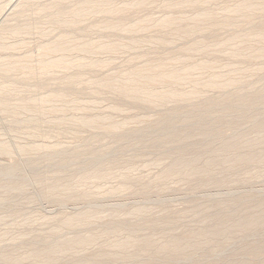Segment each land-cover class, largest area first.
<instances>
[{"label": "rangeland", "instance_id": "rangeland-1", "mask_svg": "<svg viewBox=\"0 0 264 264\" xmlns=\"http://www.w3.org/2000/svg\"><path fill=\"white\" fill-rule=\"evenodd\" d=\"M61 1L0 0V264H264V0ZM210 61L197 84L148 88L176 98L116 91ZM259 134L256 156L227 155Z\"/></svg>", "mask_w": 264, "mask_h": 264}, {"label": "bare ground", "instance_id": "bare-ground-1", "mask_svg": "<svg viewBox=\"0 0 264 264\" xmlns=\"http://www.w3.org/2000/svg\"><path fill=\"white\" fill-rule=\"evenodd\" d=\"M104 1V0H103ZM129 1V0H128ZM131 1V0H130ZM133 1H135V0H133ZM139 1V0H138ZM151 1V0H150ZM61 2H65V1H61ZM98 2H100V1H98ZM98 2L96 3V4H98ZM108 2V1H107ZM106 2V3H107ZM132 2V1H131ZM130 2V3H131ZM91 3V2H90ZM104 4V3H99L98 5H97V7L98 8H102L104 5L106 6L107 4H109V3H107V4ZM130 3H127V4H130ZM135 4L137 3V2H134ZM143 3V2H142ZM257 4V3H256ZM58 5V4H57ZM103 5V6H102ZM131 5H133V4H131ZM130 5V6H131ZM143 5V4H142ZM135 6V5H134ZM139 6V5H138ZM144 6V5H143ZM95 7H96V5H95ZM124 7V6H123ZM128 7V6H127ZM126 7V8H127ZM259 7V6H258ZM80 8V7H79ZM106 7H104L103 9H105ZM135 8V7H134ZM78 9V8H77ZM81 9H83V8H81ZM107 9V8H106ZM109 9H110V7H109ZM129 9V8H128ZM255 9H256V5H251L249 2H245V3H243V4H241V7H240V13L241 14H244V12H245V10L246 11H251V12H253V11H255ZM114 10V9H113ZM257 10V9H256ZM73 11V10H72ZM82 11V10H81ZM80 11V12H81ZM108 11V10H107ZM111 11V10H110ZM75 12H79V11H77V10H75ZM80 12H79V14L78 13H76V14H78L77 16H79L80 15ZM100 12H102V11H100ZM114 12V11H113ZM123 12V11H122ZM83 13V12H82ZM59 14H60V12H59ZM239 14V13H238ZM246 14H248V13H246ZM62 15V14H61ZM183 15V14H182ZM203 15V14H202ZM55 16V15H54ZM73 16H75V15H73ZM76 16V17H77ZM201 16V15H200ZM59 17V16H58ZM62 17V16H61ZM246 18V17H245ZM63 19V18H62ZM64 19H66V18H64ZM63 19V20H64ZM108 19V18H107ZM110 19V18H109ZM182 19V18H181ZM184 19V18H183ZM189 19V18H188ZM201 19V18H200ZM206 19H207V17H206ZM209 19H211V18H209ZM209 19H207V21L209 20ZM249 19V18H248ZM68 20V19H67ZM148 20V19H147ZM164 20V21H163ZM213 20V19H212ZM65 21V20H64ZM113 21V20H112ZM115 21V20H114ZM161 21H163L162 22V25H164V26H166V27H170L172 24H173V19H167L166 18V20L165 19H162ZM179 21V20H178ZM183 21V20H182ZM210 21V20H209ZM67 22V21H66ZM70 22V21H69ZM78 22V21H77ZM148 22V21H147ZM157 22V21H156ZM159 22V21H158ZM190 22H192V21H190ZM198 22H200L199 20H198ZM60 23V22H59ZM61 23H62V21H61ZM64 24H65V22H63ZM73 23H74V21H73ZM153 23V22H152ZM187 23H188V21H187ZM138 24V23H137ZM66 25V24H65ZM107 25V24H106ZM235 25V24H234ZM127 26V25H126ZM133 26V25H132ZM173 26V25H172ZM190 26H191V24H190ZM193 26V25H192ZM100 27V26H99ZM111 28H112V26H110ZM181 27V26H180ZM175 28V27H174ZM190 28V27H189ZM134 29V28H133ZM166 29V28H165ZM199 29V28H198ZM128 30V29H127ZM187 31V30H186ZM214 31V30H213ZM181 32H183V31H181ZM181 32H178V34L179 33H181ZM210 32V31H209ZM190 33V32H189ZM188 33V34H189ZM191 34V33H190ZM114 35V34H113ZM133 36V35H132ZM185 36V35H184ZM70 37H72V36H70ZM165 37V36H164ZM64 38V37H63ZM62 38V39H63ZM134 38H135V36H134ZM59 39V38H58ZM121 39V38H120ZM141 39V38H140ZM158 39V38H157ZM164 39V38H163ZM55 40V39H54ZM75 40V39H74ZM118 40V39H117ZM122 40V39H121ZM130 40V39H129ZM84 41V40H83ZM87 41V40H86ZM90 41V40H89ZM126 41V40H125ZM160 41V40H159ZM177 41V40H176ZM52 42V41H51ZM58 42V44H59V41H57ZM94 42H96V41H94ZM129 42H134V40L133 41H128V43H127V45L129 44ZM202 42V41H201ZM54 44H57L56 42H53ZM53 43H51V45L50 46H52L53 45ZM81 43V42H80ZM124 43V42H123ZM136 43V42H135ZM155 43V42H154ZM169 43V42H168ZM57 44V45H58ZM126 44V43H125ZM170 44V43H169ZM69 45H70V43L69 44H67V42L65 43V42H61V44L57 47H54V48H56V49H58V48H63V49H65V48H71V47H69ZM97 45V44H96ZM103 45H105V46H107L108 47V49H111V50H114V49H116L117 47H118V43H116V42H108L107 44H101V45H99L98 44V47L97 48H99L100 46H103ZM133 45H134V43H133ZM75 46H77V45H75ZM95 45L93 44V42H86V43H84V42H82L80 45H78V48L79 49H81V51L83 50H85V51H88L89 52V50L91 51L92 49H91V47H94ZM129 46H130V44H129ZM96 47V46H95ZM192 48H191V50H195V49H202V50H205L207 47H206V45L204 44V43H198L197 45H195V46H191ZM45 48V47H44ZM53 48V47H52ZM69 49H67V50H69ZM105 49H107V48H105ZM48 50H50V49H48ZM47 50V51H48ZM52 50H54V49H51L50 51H52ZM66 50V51H67ZM99 50V49H98ZM144 50V49H143ZM46 51V52H47ZM50 51H48V52H50ZM95 51V50H94ZM96 51H97V49H96ZM198 51V50H197ZM196 51V52H197ZM236 52H234L233 54L234 55H236L237 53H239L240 52V50H235ZM243 51V50H242ZM258 51V50H257ZM256 51V52H257ZM61 52V51H60ZM211 59V58H210ZM179 60V59H178ZM51 61V60H50ZM49 61V62H50ZM176 61V60H175ZM194 61V60H193ZM49 62L47 63V64H49ZM178 62V61H177ZM181 62V61H180ZM51 63V62H50ZM190 63V62H189ZM6 65V64H5ZM165 65V64H164ZM171 65V64H170ZM3 66V65H2ZM220 66V62L219 61H213V62H204V63H200V64H196L195 62L193 63V65H186V66H184V67H182L181 66V68H178V69H175V70H170V72H168L167 70L166 71H164V70H162V71H164L165 73H161L160 75L158 74V76H156V75H151V73L150 74H148L149 72H152L153 70L151 69V68H148L147 67V69H140V70H138V71H134L135 73L134 74H132L134 77H139L140 78V81H139V83H138V86H140L139 84H141V86H142V88L140 87H137L136 85H134L133 83H128V84H122L121 86H117V88H116V91L117 92H120V93H123V94H125L126 95V97L127 98H131V99H137V100H140V101H144V102H147V103H153V102H155L156 100H158V99H162V98H164L165 96H171V97H173V98H176V97H174V96H172V90H170V89H163V92H159V93H157V94H152V93H150L149 92V90L150 89H148V88H151V87H153L154 86V88H155V86L157 85V87H158V84H160V85H163V83H175V84H177V86L178 87H180V86H182L183 84H185V83H196L197 84V82H196V80H198L199 79V76H197L198 74H196V72H200V71H208V70H213V69H216V68H218ZM221 66H222V64H221ZM1 67V66H0ZM151 67V66H150ZM160 67V66H159ZM146 68V67H145ZM153 68V67H152ZM160 68H163V69H165L164 67H160ZM220 68V67H219ZM234 69V68H233ZM261 70H263L264 71V68L263 69H261ZM215 71V70H214ZM229 71H232V69H229V70H227V73H229ZM238 71V70H237ZM242 72V71H241ZM153 73V72H152ZM156 73V72H155ZM205 74V73H204ZM233 74V73H232ZM238 74V73H237ZM201 75V74H200ZM209 75V74H208ZM234 75H235V73H234ZM232 76V75H228V74H225V75H222V78H215V79H212V78H207L206 79V77H205V80H202V82L204 83V86L206 85V86H213V87H217V88H221V89H225V88H231V87H234L235 85H236V83L238 82V80H237V77L236 76ZM205 76V75H204ZM200 77H203L202 75L200 76ZM212 77V76H211ZM216 77V76H215ZM204 78V77H203ZM239 78V77H238ZM72 79V78H71ZM107 82V81H106ZM105 82V83H106ZM162 83V84H161ZM201 83V82H200ZM1 86V85H0ZM197 86V85H196ZM203 86V85H202ZM10 87V86H9ZM9 87H8V85L7 86H3V87H0V93H3V92H6V91H8L9 90ZM183 87V86H182ZM198 87V86H197ZM13 88V87H12ZM154 88H152V89H154ZM164 88V87H163ZM196 88V87H195ZM195 90V89H194ZM158 92V91H157ZM191 92L193 93V90H191ZM229 93V92H228ZM51 95V94H50ZM63 95L64 94H53L52 96H50V97H47L44 101H50L52 98H55V97H57V98H63ZM230 95V94H229ZM228 95V96H229ZM236 95V96H235ZM230 97V96H229ZM229 97H228V99H229ZM240 98V96L238 95V93H231V98L229 99V100H231V99H235V98ZM225 98H227V96L225 97ZM42 100V99H41ZM43 101V100H42ZM10 103V102H9ZM210 105V104H209ZM18 107H19V105H17ZM16 106V107H17ZM29 106L30 105H27V104H25V105H23L20 109H24V107H27V108H29ZM11 106H9V105H3V108L4 109H8V108H10ZM11 109H12V107H11ZM19 110V109H18ZM24 110H26L27 111V109H24ZM23 110V111H24ZM14 111V110H13ZM16 111V110H15ZM87 120H89L90 122H94V123H97L98 122V119H97V117H95V118H93V117H90V118H88ZM86 120V121H87ZM263 126H264V124H263ZM260 129V128H259ZM261 134H259V137L258 136H255L254 138L255 139H251V138H247L245 135L243 136V135H239L238 137H236L235 139H233L232 141H230V142H228L225 146H224V148H225V151H226V153H227V155H233V156H231V159H233V161H238V160H246V159H250V158H252V156L253 155H255V154H253L252 152L255 150H258V149H260V147H261V139L263 140V138L260 136ZM264 135V134H263ZM181 137V136H180ZM209 139V138H208ZM199 140V139H198ZM227 142V141H226ZM262 144H263V142H262ZM2 149V145L0 144V150ZM225 151H223V152H225ZM254 151V152H255ZM222 152V153H223ZM246 152H250L249 154H247ZM260 153V152H259ZM225 154V153H224ZM226 155V154H225ZM227 155L225 156V158H223L222 160L221 159H218V157L215 159V160H212V159H210V160H204V161H200L199 162V160H193L194 161V163H199L200 164V166H194V168L193 169H195V170H202V169H207L208 168V170H209V168L211 167V166H213L214 164H216L217 162H219V160H221L222 162H225V161H227ZM258 155V154H257ZM223 156V155H222ZM256 156V155H255ZM221 157V156H220ZM222 158V157H221ZM228 159H229V157H228ZM192 161V162H193ZM248 161V160H247ZM222 162H219V163H222ZM229 162V161H228ZM232 162V161H231ZM217 165V164H216ZM224 165V164H223ZM191 168V167H190ZM214 168V167H213ZM216 168V167H215ZM214 168V169H215ZM191 170V169H190ZM213 170V169H212ZM175 172V171H174ZM190 172V171H189ZM194 172V171H193ZM192 173V172H191ZM190 173V174H191ZM197 173H199L198 171H197ZM70 188V187H69ZM63 189V188H62ZM67 190V187L66 188H64V192ZM68 192V191H67ZM173 243V245H177V242L176 241H173L172 242Z\"/></svg>", "mask_w": 264, "mask_h": 264}]
</instances>
